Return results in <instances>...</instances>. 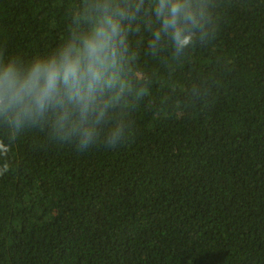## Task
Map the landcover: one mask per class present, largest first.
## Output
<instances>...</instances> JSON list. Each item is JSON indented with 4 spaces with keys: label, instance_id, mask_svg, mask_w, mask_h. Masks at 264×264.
<instances>
[{
    "label": "trees",
    "instance_id": "obj_1",
    "mask_svg": "<svg viewBox=\"0 0 264 264\" xmlns=\"http://www.w3.org/2000/svg\"><path fill=\"white\" fill-rule=\"evenodd\" d=\"M0 264H264V0H0Z\"/></svg>",
    "mask_w": 264,
    "mask_h": 264
},
{
    "label": "clouds",
    "instance_id": "obj_2",
    "mask_svg": "<svg viewBox=\"0 0 264 264\" xmlns=\"http://www.w3.org/2000/svg\"><path fill=\"white\" fill-rule=\"evenodd\" d=\"M94 51H95V49L93 48V52H94ZM71 74H72V75H75V70H74V69L71 70ZM65 78H66V80H67V74H66V77H65ZM49 83H51V77H50V79H49Z\"/></svg>",
    "mask_w": 264,
    "mask_h": 264
}]
</instances>
